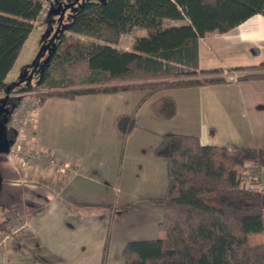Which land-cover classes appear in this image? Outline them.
<instances>
[{
	"label": "crops",
	"instance_id": "0c3cea01",
	"mask_svg": "<svg viewBox=\"0 0 264 264\" xmlns=\"http://www.w3.org/2000/svg\"><path fill=\"white\" fill-rule=\"evenodd\" d=\"M61 19L57 3L48 28L36 31L44 34ZM182 21L165 24L188 23ZM143 30L131 34L146 36ZM29 37L5 79L21 83L17 87L21 92L26 90L23 85L38 83L24 78ZM134 38L130 48H120L122 38L116 48L130 50ZM198 63L201 70L264 65V15H254L228 32L201 37ZM17 88L10 96L22 94ZM145 94L132 90L44 101L31 147L77 168L78 175L65 186L55 169L22 168L16 157L11 158L15 133L6 128L10 101L0 108V224L25 223L28 235L22 242L49 262L124 264L122 251L128 242L163 237L159 229L163 207L150 201L163 197L167 187L166 161L155 154L162 135L196 136L202 145L226 149L264 150V79L168 89L140 104ZM162 97L176 102L172 119L153 112V104ZM132 112L136 127L124 138L116 121ZM259 191L264 205V187ZM132 202L136 208H123ZM245 227L251 245L264 244V211L261 217L247 219ZM16 243L0 255V264H39L30 255L19 254Z\"/></svg>",
	"mask_w": 264,
	"mask_h": 264
},
{
	"label": "trees",
	"instance_id": "16d2710c",
	"mask_svg": "<svg viewBox=\"0 0 264 264\" xmlns=\"http://www.w3.org/2000/svg\"><path fill=\"white\" fill-rule=\"evenodd\" d=\"M40 8V1L0 0L1 109L20 99L10 94L21 83L5 79ZM257 14L264 15V0L87 1L64 26L35 86L53 89L37 95L44 102L55 96L74 99L144 90L141 104L168 89L264 79V65L201 70L198 63L201 37L228 32ZM185 19L187 24H165ZM135 29L147 35L135 37L130 50L117 49L121 38ZM232 73H237L235 79ZM153 112L172 119L176 102L162 97L153 104ZM135 114L117 118L124 138L136 127ZM155 154L167 165L165 194L150 199L163 207L159 229L164 236L128 242L122 251L124 264H264V244L251 245L245 227L247 219L263 215V196L245 187L242 178L249 164L264 167V150L202 145L196 136L170 133L161 136ZM123 208L134 209L136 203ZM8 224H0V230ZM106 248L107 244L105 252ZM17 252L39 264H57L33 253L21 238Z\"/></svg>",
	"mask_w": 264,
	"mask_h": 264
},
{
	"label": "built area",
	"instance_id": "2783aa9c",
	"mask_svg": "<svg viewBox=\"0 0 264 264\" xmlns=\"http://www.w3.org/2000/svg\"><path fill=\"white\" fill-rule=\"evenodd\" d=\"M40 1L41 8L32 21L33 29L45 30L50 24V17L58 0H34ZM23 98L11 105L8 109L6 128L15 133V142L12 146L10 156L16 157L22 167L34 168L36 171H45L53 168L58 174V179L63 186L69 184L78 175L75 166L67 165L54 154L47 153L35 147L31 143L36 133V116L42 106V100L35 92H24ZM242 178L249 182L245 187L256 191L264 187V167L257 164H249L242 172ZM27 230L25 223L20 221L11 222L7 227L0 230V249H7L13 241L26 237ZM17 245V243H16ZM5 249L0 251L3 254Z\"/></svg>",
	"mask_w": 264,
	"mask_h": 264
},
{
	"label": "rangeland",
	"instance_id": "374dc122",
	"mask_svg": "<svg viewBox=\"0 0 264 264\" xmlns=\"http://www.w3.org/2000/svg\"><path fill=\"white\" fill-rule=\"evenodd\" d=\"M87 1H90V0H59L58 6L62 11V19L58 21L54 20L53 26L46 33L44 34L39 33L35 29L32 35H30L25 45L26 50H24V57H23L24 59H27L26 63H28L24 71L25 72L24 78H29L31 82L39 81L40 77L42 76V71H43L45 64L47 63V61L49 60V58L51 57L52 53L54 52L56 48L57 41L59 40V37L62 31L64 30V26L71 21L74 15L80 10L82 5L86 3ZM93 1L102 2L104 0H93ZM185 21H188V20L185 19L184 21H182V23ZM166 23L169 24V20H166ZM139 31L140 29H136V34ZM66 34L68 35V33ZM81 38L83 39V37ZM133 38H134L133 34L124 35L120 42V48L121 47L123 49L130 48ZM83 40H87V39L84 38ZM235 74H231L230 78H233ZM30 86H31V89H27V87H29L27 85H23L22 88L26 89L24 90V92H35L36 96H38L37 94L40 92H46V91L52 90V88H48L47 86L38 87L36 89L35 86H37V84L30 85ZM18 89L19 88H17V90ZM24 92H21L20 89L17 91V93H24ZM0 96L3 97L4 94L0 93ZM23 97H24L23 94L19 95V98H23ZM38 97L42 100L40 96ZM43 103L44 102L42 100V104ZM1 119L4 120L5 116L3 115ZM20 166L22 167V164H20ZM3 249L5 248L2 247L0 251Z\"/></svg>",
	"mask_w": 264,
	"mask_h": 264
}]
</instances>
